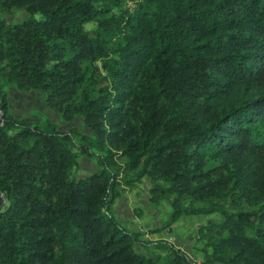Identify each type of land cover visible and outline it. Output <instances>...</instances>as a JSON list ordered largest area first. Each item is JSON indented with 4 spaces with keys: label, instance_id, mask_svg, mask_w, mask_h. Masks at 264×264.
<instances>
[{
    "label": "trees",
    "instance_id": "obj_1",
    "mask_svg": "<svg viewBox=\"0 0 264 264\" xmlns=\"http://www.w3.org/2000/svg\"><path fill=\"white\" fill-rule=\"evenodd\" d=\"M131 1L0 0L28 15H0V264H197L114 217L143 177L171 208L150 233L216 212L205 260L264 264V0ZM8 83L88 133L15 118ZM80 156L97 170L73 176Z\"/></svg>",
    "mask_w": 264,
    "mask_h": 264
},
{
    "label": "rangeland",
    "instance_id": "obj_2",
    "mask_svg": "<svg viewBox=\"0 0 264 264\" xmlns=\"http://www.w3.org/2000/svg\"><path fill=\"white\" fill-rule=\"evenodd\" d=\"M123 6L132 9L134 7V2L131 0H124ZM112 13L116 15L118 9H114ZM0 15L9 23L20 21L28 16L22 9H12L8 12H2ZM34 17L39 18V15L36 14ZM85 26L90 29L94 24L90 22ZM5 91L7 92L9 111L17 119L31 123H44L47 119L58 124H63V129L75 127L81 133H83L82 130L84 128H87L83 124L82 118L78 115L69 122L64 121L59 112L52 110L46 105L42 93L37 89L21 91L17 89L15 84L8 83L5 85ZM86 133H88V129H86ZM121 161H123V159ZM95 170H97V166L92 158L80 156L78 157V167L72 171V175L78 177L79 175L88 174ZM149 187V180L143 177L141 180L136 181L132 187L127 188L123 194L131 201L129 206L133 214L132 218H134V226H131V228H133L134 231L130 232H139L141 234L139 239L143 240V243L141 242L143 246H136L137 251L146 254L157 253L163 260H166L170 256L168 243L171 242L175 247L180 248L183 252L188 254L196 263L212 264L205 260L204 252L200 249L202 243L197 237V230L198 227L201 224H205L209 218H219V214L213 212L197 215H183L171 226L158 232L150 233L149 230L160 226L168 218L171 208L164 198H159L155 202L148 201L150 194ZM195 205L203 206L204 204L197 203ZM111 208L115 217L114 205H112ZM119 223L121 224V222ZM137 226L141 227V231H138L139 229ZM158 241L165 243L158 244Z\"/></svg>",
    "mask_w": 264,
    "mask_h": 264
},
{
    "label": "crops",
    "instance_id": "obj_3",
    "mask_svg": "<svg viewBox=\"0 0 264 264\" xmlns=\"http://www.w3.org/2000/svg\"><path fill=\"white\" fill-rule=\"evenodd\" d=\"M58 124V123H57ZM60 129H63L64 125L63 124H58ZM69 127V126H68ZM86 129L84 128L82 131L83 133H86ZM79 131V130H78ZM80 132V131H79ZM87 134V133H86ZM131 201L129 198H127L126 195H122L119 199H116L113 203L114 205V213L116 219H118L119 222H121V225L129 231H134L131 226H134V218H132V212H131V207L129 206V203ZM114 215V214H113ZM138 227V231H141V227ZM138 245H142L139 243ZM143 246V245H142Z\"/></svg>",
    "mask_w": 264,
    "mask_h": 264
},
{
    "label": "built area",
    "instance_id": "obj_4",
    "mask_svg": "<svg viewBox=\"0 0 264 264\" xmlns=\"http://www.w3.org/2000/svg\"><path fill=\"white\" fill-rule=\"evenodd\" d=\"M197 264H206V263H197Z\"/></svg>",
    "mask_w": 264,
    "mask_h": 264
}]
</instances>
